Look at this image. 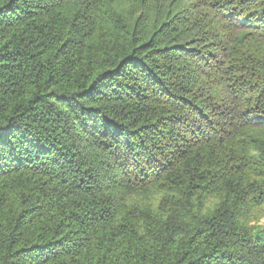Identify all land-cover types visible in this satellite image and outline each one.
I'll return each instance as SVG.
<instances>
[{
    "label": "trees",
    "instance_id": "1",
    "mask_svg": "<svg viewBox=\"0 0 264 264\" xmlns=\"http://www.w3.org/2000/svg\"><path fill=\"white\" fill-rule=\"evenodd\" d=\"M264 0H0V264H264Z\"/></svg>",
    "mask_w": 264,
    "mask_h": 264
},
{
    "label": "rangeland",
    "instance_id": "2",
    "mask_svg": "<svg viewBox=\"0 0 264 264\" xmlns=\"http://www.w3.org/2000/svg\"><path fill=\"white\" fill-rule=\"evenodd\" d=\"M261 223L264 224V218L261 220Z\"/></svg>",
    "mask_w": 264,
    "mask_h": 264
}]
</instances>
